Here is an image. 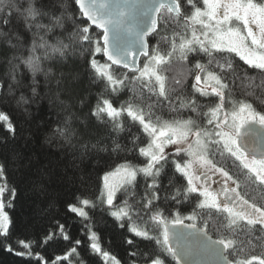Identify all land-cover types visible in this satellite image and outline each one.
Here are the masks:
<instances>
[{
	"label": "snow or ice",
	"instance_id": "obj_1",
	"mask_svg": "<svg viewBox=\"0 0 264 264\" xmlns=\"http://www.w3.org/2000/svg\"><path fill=\"white\" fill-rule=\"evenodd\" d=\"M73 3L78 8V15L76 9L69 11L63 0H0V41L17 48L20 46L21 28L32 34L34 39L30 55L22 58V62L33 73V77L39 72L45 76L50 73V69L42 67L43 61L53 56L64 60L77 52L82 55L87 50L92 79L101 84V94L92 115L98 121L110 124L117 133L132 131L120 119L124 113L130 118L131 124L138 125V132H133L131 136L130 151L134 150L139 157L144 158L143 166L125 161L114 172L105 174L103 190L96 200L107 205L108 215L119 222V227L126 228L134 237L155 240L179 264V254L169 244V221L164 216L162 200H177L179 197L177 203H182L192 197L196 207L206 211H194L186 219L196 220L198 215L211 217L214 211L220 221L218 231H221V236L212 240L210 247V251L220 257L218 264H264V258L255 256L246 259L237 256L229 260V254L236 255L244 250L243 247L237 248V240L233 237H249L253 231L264 232V204H257L255 200L250 201L241 195L237 190L240 187L238 180L214 158L209 157V146L215 145L213 157L218 154L225 160L234 158L241 168L247 170V179L259 185L260 191L264 192V153L258 158L253 154L255 148L250 151L246 144L241 143V129L252 124L264 127V111H258L246 100L230 98L237 78L232 54L239 57L249 69L258 70L264 76V0H155L143 6L141 26L127 30L135 37L139 46L137 49L128 46V42L121 38L120 32L124 27L122 18L126 15L123 10L118 9L104 16L99 9H107L108 5L98 3V0H73ZM57 8L63 11L57 14ZM81 17L103 29L102 36L94 38L90 34V26ZM57 29L61 36L56 38L55 44H49L46 37ZM113 30L115 35L110 36ZM153 33L156 35L150 49L146 37ZM14 40L16 43H13ZM162 43L164 48H161ZM101 53L107 62L101 63L96 59V54ZM137 56L146 58L143 66H140ZM190 56L193 57L191 67ZM201 58H206L207 63H201ZM213 64L220 72L209 67ZM121 68L135 75L129 78L127 73L119 71ZM176 68L181 69L180 74L175 72ZM170 72L173 73L171 76ZM225 72L230 76L225 75ZM186 75L193 77L191 92L185 88ZM242 79L248 81L253 91L256 87H264V80L256 85L255 78L250 77L247 71ZM60 82L57 81L58 84ZM133 86L139 87L141 95L133 91ZM3 87L0 84V89ZM125 89L133 94L118 107L104 96L105 92L118 96ZM144 90L147 91V98L155 96V101L146 103ZM8 92L13 94L11 86ZM32 92L36 94L35 87ZM196 94L218 99L201 101ZM56 99L64 103L59 99V92ZM174 100L180 101L178 107ZM17 103L27 104L28 100L22 95ZM226 103L228 108L225 107ZM163 107L173 112L187 109L195 113L196 117L163 120L154 113V108ZM202 108L207 110L201 111ZM0 121L5 122L8 132L15 134L16 129L6 114L0 113ZM66 133L67 124L64 127L57 126L53 130V137L71 143V136ZM82 147L86 148L87 145ZM167 148H172V151L166 152ZM169 168L171 174L168 176V186L162 187L159 177ZM177 174L186 183L177 185ZM116 175L121 176L119 183H110V176ZM138 175L144 178L142 190L141 184L137 183ZM217 176L221 178L219 182L215 179ZM148 178H151L150 183ZM0 180L4 181L0 184V235L8 237L12 222L4 211L3 196L7 191L10 197H14L15 189L7 186L3 164H0ZM216 183H219V189L212 187ZM169 188L174 191L162 198L160 193H168ZM121 189L124 192L117 202V192ZM96 206L95 201L83 198L68 207L72 213L88 220L89 213L85 209H95ZM171 223L175 227L183 221L177 215ZM149 224L162 230L160 236L152 234ZM86 227L90 230L92 251L100 255L105 264H121L114 255L101 248L97 233L91 232L89 225ZM59 231L63 239L69 238L62 225ZM203 231L207 235V224ZM47 239H52L51 234ZM21 243L25 248L29 247ZM75 243L79 244L80 241ZM126 243L136 246L132 238H126ZM240 243L243 245L245 241L241 240ZM246 243L251 244V238ZM9 251L12 249L9 248ZM71 253H76L75 247ZM130 255H140L142 264H165L158 255L145 258L146 254L137 251H132ZM63 259H67V256ZM131 264H137V261L133 260Z\"/></svg>",
	"mask_w": 264,
	"mask_h": 264
},
{
	"label": "trees",
	"instance_id": "obj_2",
	"mask_svg": "<svg viewBox=\"0 0 264 264\" xmlns=\"http://www.w3.org/2000/svg\"><path fill=\"white\" fill-rule=\"evenodd\" d=\"M63 2L66 3L69 11L76 9V14H79L73 0H63ZM55 11L59 14L63 9L57 8ZM81 20L90 26L83 17ZM44 22L47 23V20ZM19 34L21 40L17 48H11L0 41V84L4 86L0 89V113L6 114L16 129L15 134H12L8 132L5 122L0 121V164L4 165L8 188L15 189L14 197H10L7 191L3 196L5 211L12 223L9 236L0 235V264H105L103 258L94 253L90 247V230L86 225L90 226L91 232L99 236L101 248L114 255L121 264H131L133 260H136L137 264H142V257L131 256L132 251L146 254L145 258L158 255L165 264H176L173 257L155 240L147 241L134 237L126 228L119 227V222L108 215L107 205L96 200L103 190L105 174L113 172L125 161L143 166L144 158L139 157L136 151H130L132 133L138 132L139 129L138 125L131 124L126 113L122 114L120 119L126 128L131 127V132L117 133L112 130L110 124L102 123L92 115L98 96L101 94V84L92 79L88 51L85 50L82 55L77 52L64 60L53 56L42 64L43 68L51 70L50 73L45 76L43 72H39L33 77V73L22 62V58L30 55L29 50L34 37L22 28ZM90 34L94 38L102 36L98 29L91 26ZM155 35L149 38L150 49ZM60 36V30L57 29L46 39L49 44H55L56 38ZM13 43L16 41L14 40ZM164 47L162 43L161 48ZM231 58L233 67L237 69V78L230 98L237 101L246 100L258 111H264V87H256L253 91L248 86V81L242 79L247 71L250 77L255 78V84L260 85L264 76H261L258 70L249 69L234 54ZM96 59L101 63L107 62L102 53L96 54ZM145 59L142 60V66ZM192 59L193 57L190 56L189 67ZM200 62L207 63V59L201 58ZM220 62L224 63L223 60ZM209 67L213 71L220 72L214 64ZM119 71L127 73L129 78L135 75L123 69ZM175 72L180 74L181 69L176 68ZM172 74L170 72L169 76ZM224 74L230 76L227 72ZM58 80L61 81L59 84ZM193 82L192 75H186L185 88L188 92H191L190 86ZM125 83L128 84V81ZM9 86L13 93L11 95L8 92ZM33 87L36 88L35 95L32 92ZM133 91L138 96L141 95L139 87L133 86ZM57 92L59 99L64 101L63 104L57 101ZM132 94L125 89L118 96H112L107 92L104 96L118 107ZM22 95L28 100L27 104L17 103ZM143 95L146 103H152L156 99L155 96L148 99L146 90ZM196 95L201 101L218 99ZM174 103L178 107L180 101L174 100ZM225 107L228 108L227 103ZM206 110V108L201 109V111ZM154 113L163 120L196 117L195 113L187 109L173 112L167 107L154 108ZM65 124H67L66 134L71 136V143L53 137V130L57 126L64 127ZM83 145L87 147H82ZM117 145L120 147L117 148ZM211 158L224 166L229 174L242 184L253 189L257 194L258 203L264 204V192L260 191L259 185H254L247 179L245 175L247 170L241 168L238 161L231 157L222 159L218 154L213 157L212 152ZM169 159L171 160L172 157L169 156ZM169 174H171L170 168L161 173L159 179L162 187L168 186ZM143 179L142 175L137 176L141 190ZM148 182H151L149 178ZM176 183L180 185L186 182L177 174ZM173 191L169 188L168 193L161 192L160 195L163 198ZM123 192L124 189L118 192L117 202L120 201ZM83 198L91 199L97 204L95 209L86 208L89 213L88 220L72 213L68 207L69 204H77L78 199ZM179 199L177 197V200ZM177 200L170 198L167 201L162 200V210L169 222L174 218L173 211H178L183 216L193 215L194 211L195 213L206 211L197 208L192 197L182 203H177ZM191 223L202 228L207 224V231L213 238L219 239L221 236V231H218L220 221L214 211L211 217L198 215L195 222ZM61 225L64 233L69 237L67 240L63 239L59 231ZM148 227L152 229L153 235L160 236L161 229L152 224ZM50 234L52 239H47ZM126 238L134 239L136 246L127 244ZM233 238L237 240V248L243 247L244 250L237 252L236 255L229 254L231 260L237 256L242 259L253 256L264 258V232L253 231L249 237ZM249 238L252 240L251 244L246 243ZM77 240L80 241L79 244L75 243ZM241 240L245 241L243 245L240 243ZM21 242L28 244L29 247L25 248ZM73 247L76 248V253L69 254ZM9 248L12 251H9ZM18 252L21 254L18 255ZM65 256L67 259H63Z\"/></svg>",
	"mask_w": 264,
	"mask_h": 264
},
{
	"label": "water",
	"instance_id": "obj_3",
	"mask_svg": "<svg viewBox=\"0 0 264 264\" xmlns=\"http://www.w3.org/2000/svg\"><path fill=\"white\" fill-rule=\"evenodd\" d=\"M154 2L155 0H98V3L108 5L107 9H99V12L104 16H107L108 13H115L118 9L123 10L126 13V15L122 18L124 27L121 29L120 35L122 40L127 41L128 46L134 49H137L139 46L135 42V37L127 30L129 28L136 29L141 26V11L143 10V6ZM84 19L86 20V18ZM87 22L91 27L96 28L103 33V29L92 25L90 21ZM154 34L155 33L146 37L148 44L149 38H151ZM109 35L114 36V30L110 31ZM101 42L103 43L102 39ZM104 58L107 61V58ZM144 58L145 57L143 56L136 57L140 66H142V60ZM123 70L128 71L127 69ZM241 135V143L246 144L250 151L255 148L256 151L253 154L259 158V155L264 153V127L259 124L248 125L241 129ZM191 225L193 224L183 222L182 224L173 227L171 222L168 224L170 229L169 244L179 254V264H218V261L220 260L219 255L213 254L210 251L211 241L216 239L213 238L208 231L207 235H205L202 227L195 224V227H191ZM209 237L211 240H209ZM229 260L231 259L229 258ZM174 261L177 264V259H174Z\"/></svg>",
	"mask_w": 264,
	"mask_h": 264
},
{
	"label": "flooded vegetation",
	"instance_id": "obj_4",
	"mask_svg": "<svg viewBox=\"0 0 264 264\" xmlns=\"http://www.w3.org/2000/svg\"><path fill=\"white\" fill-rule=\"evenodd\" d=\"M208 98H216V97H208ZM215 145H213V147H214ZM212 147V148H213ZM234 178V177H233ZM215 179L219 182L220 181V177L219 176H217V177H215ZM234 179H236V178H234ZM238 180V179H237ZM238 182H239V184H240V187L237 189L240 193H241V195H243L245 198H247V199H249L250 201H252V200H255V202L257 203V204H259L258 203V199H257V194H256V192L253 190V189H251L249 186H247V185H244V184H242L241 183V181H239L238 180ZM212 187L213 188H215V189H219V187H220V185H219V183H216V184H213L212 185ZM202 199V198H201ZM195 203V202H194ZM172 215H174V218L177 216V215H179V217H180V219L184 222V223H188V224H192V223H189V221H186V220H183L184 218H186L187 216H190V215H192V214H187V215H180L179 214V212L178 211H173L172 212ZM173 218V219H174ZM173 219H171V221L170 222H172V220ZM193 222H195V220H193ZM193 224H195V223H193ZM259 226H257V228H258Z\"/></svg>",
	"mask_w": 264,
	"mask_h": 264
},
{
	"label": "rangeland",
	"instance_id": "obj_5",
	"mask_svg": "<svg viewBox=\"0 0 264 264\" xmlns=\"http://www.w3.org/2000/svg\"><path fill=\"white\" fill-rule=\"evenodd\" d=\"M202 83H203V81H202ZM175 146H172V148H174ZM212 147H213V145H210L209 146V157L211 158V152H212ZM172 148H167L166 149V152H171L172 151ZM183 155V154H182ZM115 171V170H114ZM113 171V172H114ZM150 180H151V178H149ZM121 180V176L120 175H116V176H110V178H109V182L110 183H113V184H117V183H119V181ZM0 184H3V181L2 180H0ZM117 194H118V192H117ZM4 211H5V208H4ZM85 211H86V209H85ZM6 212V211H5ZM183 220H186V221H189V223H191V222H193V220H189V219H186V218H184Z\"/></svg>",
	"mask_w": 264,
	"mask_h": 264
}]
</instances>
